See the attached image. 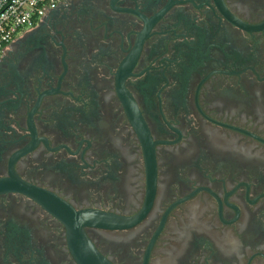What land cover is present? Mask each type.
<instances>
[{
    "label": "flooded vegetation",
    "instance_id": "obj_1",
    "mask_svg": "<svg viewBox=\"0 0 264 264\" xmlns=\"http://www.w3.org/2000/svg\"><path fill=\"white\" fill-rule=\"evenodd\" d=\"M0 264H264V0H65L12 42Z\"/></svg>",
    "mask_w": 264,
    "mask_h": 264
},
{
    "label": "built area",
    "instance_id": "obj_2",
    "mask_svg": "<svg viewBox=\"0 0 264 264\" xmlns=\"http://www.w3.org/2000/svg\"><path fill=\"white\" fill-rule=\"evenodd\" d=\"M65 0H0V59L25 31L39 25Z\"/></svg>",
    "mask_w": 264,
    "mask_h": 264
}]
</instances>
